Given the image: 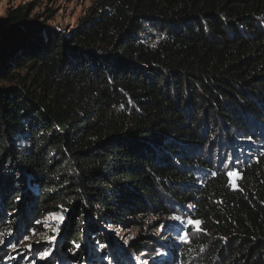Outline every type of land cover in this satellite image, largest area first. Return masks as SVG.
Here are the masks:
<instances>
[{"label":"trees","instance_id":"obj_1","mask_svg":"<svg viewBox=\"0 0 264 264\" xmlns=\"http://www.w3.org/2000/svg\"><path fill=\"white\" fill-rule=\"evenodd\" d=\"M187 205L218 264H264V0H93L67 35L1 16L0 232L60 210L59 250L104 264L106 225L138 255Z\"/></svg>","mask_w":264,"mask_h":264},{"label":"rangeland","instance_id":"obj_2","mask_svg":"<svg viewBox=\"0 0 264 264\" xmlns=\"http://www.w3.org/2000/svg\"><path fill=\"white\" fill-rule=\"evenodd\" d=\"M92 2L93 0H0V17L10 9L25 6L28 19L37 20L48 28L63 30L67 35L77 26L79 19L90 10ZM156 37L150 38L151 41ZM15 71L21 77L25 74L24 70ZM1 84L9 86L12 83ZM240 164L241 161L230 152L221 161L214 160V165L227 173L233 188L240 177ZM228 172L232 175L229 176ZM205 175H207L205 171L197 173L199 178ZM187 207L171 212L157 221L159 226L156 238L138 255L127 246L135 237V230L113 225H106L102 231L112 235L114 245L111 247L99 246L97 243L94 247L87 245L86 253L90 256L92 252L96 253L104 264H218L215 257H209L210 245L199 242L200 228L197 229L187 223L189 219L198 221L193 218L191 205ZM65 221V215L58 210L48 213L42 219H33L34 224L40 225L41 232H36L31 227L29 232L17 234L15 238L0 232V264H81L83 261L77 262L58 248L61 240L59 229ZM45 252L48 253L47 256L44 255ZM83 264H92V258L84 260Z\"/></svg>","mask_w":264,"mask_h":264},{"label":"snow or ice","instance_id":"obj_3","mask_svg":"<svg viewBox=\"0 0 264 264\" xmlns=\"http://www.w3.org/2000/svg\"><path fill=\"white\" fill-rule=\"evenodd\" d=\"M228 175L230 176V175H232V173H231V172H228ZM177 219H179V217H177ZM187 223H188L189 225L194 226V227H196L197 229H199V226H200V223H201V222H200V221H194V220H192V219H189ZM181 227L183 228V225H181ZM13 247L15 248V245H14ZM76 247L78 248L79 245H76ZM44 255L47 256L48 253L45 252Z\"/></svg>","mask_w":264,"mask_h":264}]
</instances>
